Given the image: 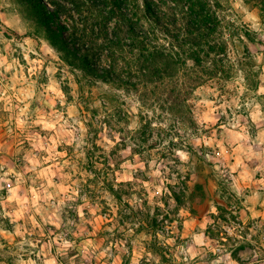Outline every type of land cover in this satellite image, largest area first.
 <instances>
[{
  "label": "clouds",
  "instance_id": "9594fccd",
  "mask_svg": "<svg viewBox=\"0 0 264 264\" xmlns=\"http://www.w3.org/2000/svg\"><path fill=\"white\" fill-rule=\"evenodd\" d=\"M0 264H264V0H0Z\"/></svg>",
  "mask_w": 264,
  "mask_h": 264
}]
</instances>
